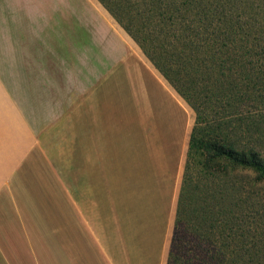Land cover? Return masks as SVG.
Segmentation results:
<instances>
[{"label": "rangeland", "instance_id": "obj_1", "mask_svg": "<svg viewBox=\"0 0 264 264\" xmlns=\"http://www.w3.org/2000/svg\"><path fill=\"white\" fill-rule=\"evenodd\" d=\"M5 1L0 0V63L45 64L46 71L40 72L39 77L45 79V84L55 79V86L45 87L44 101L17 97L30 123L44 130L46 140L54 144L65 160L54 162L62 180L67 185L70 177L69 139L83 138L79 135L80 124L78 136L70 135V128L73 126L75 131L76 127L72 123L78 121L73 118L79 116V111L93 112L96 119H80V122L89 127L90 121H94L92 131L96 143L106 130L116 131L128 142L124 143L126 149L119 152L110 148L98 151L96 144L94 157L102 155L111 160L117 154L133 152L137 158L157 160L103 162L102 172L108 177L103 189L109 194L110 208H117L120 191L125 194V209L133 196L137 204L145 196L149 198L144 200L148 205L146 210L151 209L152 203H164L167 223L172 215L169 214L170 200L172 196H179L187 162V143L195 120L193 109L98 0H7L12 2L9 7L4 6ZM18 74L10 73L6 78L19 80ZM50 94L56 95L55 102L52 96L48 97ZM131 138L140 142L132 146ZM260 147L264 152V141ZM199 167L194 163L191 172L195 173ZM73 168V176L82 180V162H74ZM247 193L250 192L244 191V196ZM255 196L259 208L244 209L238 217L244 219L241 223L244 227H252L247 232L254 235L248 238L249 244L260 245V252L253 260L264 264V182L257 186ZM174 206L173 203L171 211ZM236 218L237 213L225 221L233 226ZM172 226L173 222L167 232L169 238ZM238 239L234 234H224L219 237L218 245L236 246L240 243Z\"/></svg>", "mask_w": 264, "mask_h": 264}, {"label": "trees", "instance_id": "obj_2", "mask_svg": "<svg viewBox=\"0 0 264 264\" xmlns=\"http://www.w3.org/2000/svg\"><path fill=\"white\" fill-rule=\"evenodd\" d=\"M98 2L195 113L166 264H260L238 214L264 182V0Z\"/></svg>", "mask_w": 264, "mask_h": 264}, {"label": "crops", "instance_id": "obj_3", "mask_svg": "<svg viewBox=\"0 0 264 264\" xmlns=\"http://www.w3.org/2000/svg\"><path fill=\"white\" fill-rule=\"evenodd\" d=\"M5 2V7L12 3ZM45 67L40 63H0V264H166L171 241L167 232L172 222L174 226L178 195L170 200L172 215L166 223L163 202L152 203L146 210L144 200L149 198L144 196L137 204L133 196L125 209V194L120 191L114 209L103 189L108 184L103 162L157 160L137 158L133 152L117 154L111 160L94 157L96 144L98 151L110 148L119 152L126 149L127 139L106 130L108 137L104 134L96 143L94 121L89 127L80 122L93 120V112L79 111V116L72 117L78 121L72 123L76 127L75 131L70 128V135H77L80 124L83 138L69 139L70 177L66 185L54 163L65 160L46 140L44 130L30 123L17 97L44 101L45 87L55 86V79L45 84L39 77ZM13 72L19 73V80L6 78ZM50 96L54 100L56 95ZM129 142L134 146L140 139ZM74 162H82V180L73 176ZM121 179L124 184V176Z\"/></svg>", "mask_w": 264, "mask_h": 264}]
</instances>
